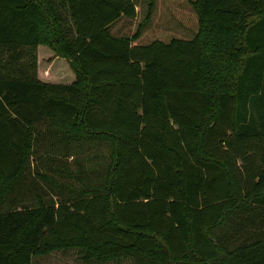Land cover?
Returning a JSON list of instances; mask_svg holds the SVG:
<instances>
[{"label":"trees","instance_id":"1","mask_svg":"<svg viewBox=\"0 0 264 264\" xmlns=\"http://www.w3.org/2000/svg\"><path fill=\"white\" fill-rule=\"evenodd\" d=\"M153 3L123 35L136 0H0V264H264V0L138 42ZM34 175L57 192L3 208Z\"/></svg>","mask_w":264,"mask_h":264},{"label":"rangeland","instance_id":"2","mask_svg":"<svg viewBox=\"0 0 264 264\" xmlns=\"http://www.w3.org/2000/svg\"><path fill=\"white\" fill-rule=\"evenodd\" d=\"M149 0H136V17L133 19L123 18L113 25L112 30L116 34L131 35L138 25L146 16ZM194 16L188 0H154L152 13L149 19L144 23L141 36L137 40L141 43L149 42L153 39L166 40L173 36H189L194 29ZM40 56L42 52H39ZM41 58V57H40ZM53 68L52 74L64 73L65 65L58 61ZM53 138L49 133L38 137L35 144V154L32 156L34 169L40 172H47L50 165L49 157L55 153H60L61 147L54 145ZM50 153L51 155H47ZM93 154V153H92ZM93 157V156H92ZM94 161V159H93ZM98 162L99 159L95 162ZM97 164V163H96ZM56 189H52L47 183L41 181L36 175L31 180H21L15 186L13 192L3 203V208L8 205L21 206L31 204L34 201L35 194L56 193ZM14 200L16 202H14ZM35 202V201H34ZM42 264H82L78 259V255L74 252L53 253L46 257ZM112 264V263H111ZM129 264V263H125Z\"/></svg>","mask_w":264,"mask_h":264},{"label":"crops","instance_id":"3","mask_svg":"<svg viewBox=\"0 0 264 264\" xmlns=\"http://www.w3.org/2000/svg\"><path fill=\"white\" fill-rule=\"evenodd\" d=\"M46 73H47V69H43L41 72V78L47 80L49 78V76Z\"/></svg>","mask_w":264,"mask_h":264}]
</instances>
